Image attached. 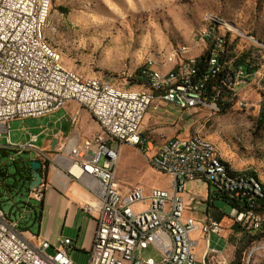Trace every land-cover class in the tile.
<instances>
[{
    "label": "built area",
    "instance_id": "1",
    "mask_svg": "<svg viewBox=\"0 0 264 264\" xmlns=\"http://www.w3.org/2000/svg\"><path fill=\"white\" fill-rule=\"evenodd\" d=\"M40 11H46V0H0V140H5L0 149L14 153L9 155L11 162L22 152L36 149L33 135L23 145L9 141L10 122L47 117L69 102L88 112L100 132L80 142L65 143L52 155L38 151L41 183L28 187L27 202L19 216L0 207V264H74L69 241H61L50 253L47 240L33 243L21 228L32 201H42L48 170L56 165H63L71 180L85 184L93 193L94 199L82 206L96 223L87 264H202L194 252L197 243L193 233L199 232L207 239L220 234L222 226L209 216L204 221L187 216L182 195L188 183L208 184L211 168L205 167L206 153L189 147L188 138H174L163 148H155L143 135L144 121L149 112L160 111L163 103L210 115L233 105L247 107L236 97L259 70V59H245L237 66L234 62L222 63L216 47L218 34L210 32L212 46L203 53L209 54L206 73L199 76L198 62H188L178 70L184 71L186 85L173 94L172 100L144 99L136 92L102 89L95 80L71 76L53 63V56L41 55L35 37H31ZM226 67L232 70V77H223ZM222 83H230V100L221 98ZM186 101H193V108H186ZM126 147L167 176L170 191L155 188L145 192L138 185L122 184L117 167ZM6 180L3 178L0 186L4 187ZM218 180L225 183V191L216 192L235 203L231 220L242 232L247 225L258 224L264 218V212L258 210L259 195H254L248 174L229 177L224 173ZM138 203H144L146 208L134 210ZM149 250L155 251L158 258L146 257ZM217 255H221L218 250Z\"/></svg>",
    "mask_w": 264,
    "mask_h": 264
},
{
    "label": "rangeland",
    "instance_id": "2",
    "mask_svg": "<svg viewBox=\"0 0 264 264\" xmlns=\"http://www.w3.org/2000/svg\"><path fill=\"white\" fill-rule=\"evenodd\" d=\"M207 14L222 17L243 35L229 32V45L238 55L251 52L260 68L236 97L247 107L235 105L216 115L194 114L196 127L201 129L196 135L225 149L227 161L240 171L256 173L264 183V122L258 124L264 99V0H53L45 34L62 54L66 69L130 88L134 86L131 79L148 59L166 63L173 49L183 45L189 47L187 57L203 55L206 44H196L195 37L205 26ZM89 123L90 134L100 132L92 118ZM40 124L35 119L13 123V139L23 141L18 132L22 126L37 131ZM122 153L124 161L120 156L117 167L122 184L138 185L145 192L155 188L170 191V179L151 168L141 154L128 147ZM9 171L14 172L12 164ZM6 181L8 187L0 186V204L6 213L18 217L27 202V187L12 176ZM145 208L144 203L134 206L136 211ZM21 227L31 233L37 230L24 222ZM233 243L225 264H264V222L254 236L242 234ZM148 256L158 258L153 250L146 252Z\"/></svg>",
    "mask_w": 264,
    "mask_h": 264
},
{
    "label": "crops",
    "instance_id": "3",
    "mask_svg": "<svg viewBox=\"0 0 264 264\" xmlns=\"http://www.w3.org/2000/svg\"><path fill=\"white\" fill-rule=\"evenodd\" d=\"M48 40L54 45L49 38ZM155 67L162 74H166L170 70L171 65L160 63ZM82 78L98 79L95 76ZM123 88L153 92L148 84L146 89L144 86L139 85ZM90 118L89 113L81 109L78 104L69 102L65 107L53 114L35 119L41 121L37 131H34L30 127L22 126L18 132L23 137V141L13 139L12 136L11 126L15 122H20V120L10 122L9 141L13 144L23 145L28 143L30 135H33L36 136V142L34 143L36 149L22 152L17 156L15 162L9 161V155L14 153L9 150L0 149V167L8 173L7 178H9L14 174V172L10 173L9 166L12 163H16L19 175L15 178L12 177L16 183L18 182L22 185L26 183L27 185V182L24 181L23 169L25 166L30 165L31 161L37 160L38 151H45L49 155H52L59 146L65 143H76L80 142L85 136L90 137L94 134H90L92 133L90 127H87L90 125ZM197 122L198 118L194 116L192 111H183L173 104L163 103L161 104L160 111L155 113L149 112L147 114L144 121L143 135L148 141L152 142L155 148H160L165 142L174 138L190 139L194 136L202 137L196 135L201 134V129L196 127ZM207 141L215 147L218 155L233 171L240 172L236 164L226 160L229 154L225 149H222L219 145L217 146L213 141ZM54 142L56 144L53 149ZM3 145H5L4 139L0 140V146ZM120 156L124 161V154L122 153ZM258 178L260 179L259 176ZM2 179L3 177L0 175V181ZM212 192L213 188L209 184L197 181L186 185L182 197L186 206L187 216L193 217L197 221H204L209 216L211 219L220 222L222 226L220 234L210 235L207 239L202 237L199 232L193 233L192 239L197 243L194 249L195 254L203 261L206 248H215L221 252V255H217V250L210 249L209 264H215V262L217 264H225L226 258L230 255L236 244L233 243V239L242 234L243 236L247 234L233 224L231 220L233 208L220 198L211 197ZM93 199V193L85 187V184L73 181L67 176L63 165L50 167L47 173V186L42 201H32L29 213L26 219L22 221L26 224V227L31 226L37 229V232L32 230L33 233H31L29 230L21 227L25 232V237L33 243H37L38 240L42 239L47 240L51 245L49 249L50 253L59 247L61 241H69L72 247L69 250V254L73 263L87 264L96 230V223L94 217H91L82 210V206ZM220 245L222 246L220 247Z\"/></svg>",
    "mask_w": 264,
    "mask_h": 264
},
{
    "label": "bare ground",
    "instance_id": "4",
    "mask_svg": "<svg viewBox=\"0 0 264 264\" xmlns=\"http://www.w3.org/2000/svg\"><path fill=\"white\" fill-rule=\"evenodd\" d=\"M53 0H46V11H40L35 18L34 29H31V37H35V45L37 46L41 55L53 56V63L60 66L62 70L69 72L71 76H79L75 72L69 71L64 67L62 61L61 53L56 49L54 45L48 40L45 29L49 23V16L52 10ZM205 26L198 31L195 39L196 44L200 42L206 44V49L211 48L212 39H210V32H216L218 37H216V47L217 51L221 55L225 54V49L220 46L221 38L227 35L229 32L237 33L240 37L243 35L236 29L230 27L223 20L222 17L214 14H207L205 16ZM246 39V38H245ZM205 49V50H206ZM189 53L188 46H181L174 48L171 54L166 58V63H171L172 68L166 73L162 74L156 70L157 63L152 59H148L145 63V68L141 71L147 79L148 85L152 88L153 92L147 91H135L132 89H124L113 86L109 83H105L96 78H82L83 80H95V85L100 86L102 89H110L113 87L116 91H127L136 92V96H142L144 99H154V100H172L173 94L180 92V88L186 85V78H184V71H178L182 66L188 62H194L197 58H189L186 55ZM176 72V77H173V73ZM232 77V76H231ZM223 87L230 90V83H223ZM186 108H193V101H186ZM174 142V139L165 142L164 144H170ZM188 146L194 148L195 150H201L205 152V167L211 168L208 174V184L214 189L220 191H225V183L218 180L219 176H224V173L229 177H243L247 174L252 180V190H254V195H259V200L264 199V184L258 178L257 175L252 174L251 171H233L227 164L222 160V158L216 152L215 147L203 137L194 136L188 139ZM163 148V145L160 146ZM219 159L220 162L216 161ZM263 222V218L258 224H249L244 229L249 235H254L260 228ZM213 250V249H212ZM204 260L202 264H209L210 249H206L204 254Z\"/></svg>",
    "mask_w": 264,
    "mask_h": 264
},
{
    "label": "trees",
    "instance_id": "5",
    "mask_svg": "<svg viewBox=\"0 0 264 264\" xmlns=\"http://www.w3.org/2000/svg\"><path fill=\"white\" fill-rule=\"evenodd\" d=\"M61 11H63L64 9H60ZM231 36L230 33H227V35H225L224 37L221 38V43H220V46L222 49H225V54L224 55H221V60L223 61L222 63L225 62H234V66H237L238 64H242L243 61L245 59H248V60H256L251 52H242L239 53L238 55V52L235 51L234 47L232 48L231 45H229V42H228V37ZM262 46V45H261ZM261 46H256V48H262ZM208 59H209V54L208 53H205L203 55H201L199 58L196 59V61L198 62V67H199V76H202L206 73V69H207V63H208ZM147 61V60H146ZM146 63V62H145ZM223 67H225L224 64H221ZM145 68V64H144V67L139 69L135 76L131 79V81L134 83V86L135 85H139V86H144V88L146 89L147 88V79L144 75L141 74V71ZM232 76V70H228L227 67H226V70H223V77H231ZM221 98L223 100H230V90H228L226 87H223V83H222V90H221ZM263 111L262 113H260V117L258 119V124H262L264 122V99H263ZM228 107V106H227ZM226 110L225 109H222V112H224ZM13 167H14V174L12 175L14 178L19 175V171H18V167L16 166V163H12ZM227 166H229L227 164ZM252 172V171H251ZM23 173H24V177L26 179V182H27V185L26 183L23 184L24 186L27 187L28 189V186L30 185V182L32 181V170H31V167L30 165L28 166H25L24 169H23ZM6 174H8L4 169H2V167H0V175L5 179L7 176ZM252 174H255L257 175L256 173L252 172ZM4 187H8V184H6L5 182V186ZM216 191H220L218 189H214L212 194H211V197H216V198H220L221 200L225 201L228 205H230V207L234 208L235 207V203L228 199L225 195L219 193V192H216ZM259 202L261 203L260 207L258 208L259 211L261 212H264V199L263 200H259ZM0 207L1 204H0ZM263 222H264V218H263ZM263 222H262V225H263ZM261 225V227H262ZM261 230V228L257 231L259 232ZM245 232V231H244ZM256 232V233H257ZM248 236H254V235H249L247 232H245Z\"/></svg>",
    "mask_w": 264,
    "mask_h": 264
},
{
    "label": "water",
    "instance_id": "6",
    "mask_svg": "<svg viewBox=\"0 0 264 264\" xmlns=\"http://www.w3.org/2000/svg\"><path fill=\"white\" fill-rule=\"evenodd\" d=\"M55 144L56 143L54 142L53 149L55 148ZM30 167H31V170L33 172V174H32L33 180L30 182V185L28 187L32 188V187L39 186L41 183V175L39 172L41 165L38 161L34 160V161L30 162Z\"/></svg>",
    "mask_w": 264,
    "mask_h": 264
}]
</instances>
